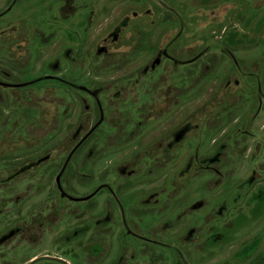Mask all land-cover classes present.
<instances>
[{"label": "rangeland", "instance_id": "1", "mask_svg": "<svg viewBox=\"0 0 264 264\" xmlns=\"http://www.w3.org/2000/svg\"><path fill=\"white\" fill-rule=\"evenodd\" d=\"M0 82V264H264V0H0Z\"/></svg>", "mask_w": 264, "mask_h": 264}, {"label": "flooded vegetation", "instance_id": "2", "mask_svg": "<svg viewBox=\"0 0 264 264\" xmlns=\"http://www.w3.org/2000/svg\"><path fill=\"white\" fill-rule=\"evenodd\" d=\"M102 49H103V48H98L97 51H98V52H101ZM163 55H164V54H163ZM156 61H157V63L159 62L158 59H157ZM0 84H1V82H0ZM84 90H85V91H88L89 89L84 88ZM93 90H95V88H94ZM90 92H91V91H90ZM98 92L101 93L100 88L98 89ZM88 94H90V93H88ZM169 106H170V105H168V107H165V106H164V109L162 110L161 115H162L163 113H167V111L170 109ZM135 111L138 112V113H142V114H144V112H142V111H143L142 109L140 110V109L137 108ZM123 112H124V111H123ZM123 112H120V115H122V116L124 117ZM146 113H147V112H146ZM165 115H166V114H165ZM99 116H100V117H103V115H101V114H100ZM147 116H148V114H147ZM151 116L153 117L154 115H151ZM126 117H127V116H126ZM141 119H142V117H141ZM154 119H155V118H152V120H151V119H150V120L148 119V120H145L144 122H141V126H142V127L147 126V125L150 124V122L153 121ZM99 120H100V122L103 121L102 118H100ZM140 121H141V120H139L137 124H139ZM97 123L99 124V121L96 122V125H98ZM137 127H139V125L136 126L134 129H136ZM146 128H147V127H146ZM182 130H183V128L181 127V128H179L178 132H176V133H177V134H181V133H183ZM89 131H90V130H89ZM89 131H88V132H89ZM181 131H182V132H181ZM88 132H87V133H88ZM185 132H186V131H185ZM87 133H86V134H87ZM89 133H90V132H89ZM89 133H88V134H89ZM183 134H185V133H183ZM86 138H87V136L84 137V139H86Z\"/></svg>", "mask_w": 264, "mask_h": 264}]
</instances>
